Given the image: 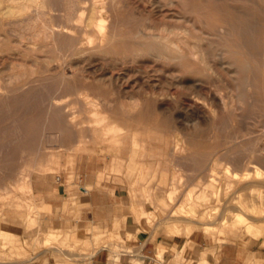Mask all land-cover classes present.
Wrapping results in <instances>:
<instances>
[{"label":"rangeland","instance_id":"rangeland-1","mask_svg":"<svg viewBox=\"0 0 264 264\" xmlns=\"http://www.w3.org/2000/svg\"><path fill=\"white\" fill-rule=\"evenodd\" d=\"M16 1L0 0L2 4H0V227L17 233L25 248V252L22 253L23 255L13 254L9 251L8 240L1 237L0 245L2 246L4 258L0 259V264H91V257L100 249H105V252H108L110 256V261L118 264L123 254H130L129 252L132 249L125 244L124 239L118 233L103 232L96 229L87 235L79 234V236L73 235L72 237L68 229H65L64 201L55 197L56 186L59 183L80 182L84 177L93 175H96L100 181L131 183L133 188H140L142 199L153 206L152 212L148 208L141 210L142 219L152 222L163 217L162 222L174 224L170 234L190 235L191 232L187 233L184 230L187 227L189 231L196 228V236L202 240L201 251L203 256L206 257L208 253H211L214 257L220 258L225 246L231 251L232 257H237L234 259L238 263L244 257L246 264H264V171L263 176H260V178L256 168L259 165L264 170V0H196L194 9L186 12L192 21L196 20L197 26L205 25V23L212 25L221 23L224 20L235 21L238 14H242L249 26V31L248 33L246 32L247 38L246 44L243 46V52L246 57L252 59L250 56L255 51V54L258 53L257 57L260 62L257 73H250L251 78L254 79L255 87L248 89L240 86L237 89L236 81H231L232 83H230L229 87L224 84L226 81L221 82L220 80L218 84L219 78L217 77L216 79L215 76L217 75L213 69L210 70L202 61H190L189 65L191 67L183 72L189 80L202 79L200 90L204 93V95L201 93L204 97L208 91V86L210 87V83L214 80L213 83L221 87L225 94H231L230 96L234 98L233 109L230 111L223 110V113L219 116L190 117L172 116L171 112V108L174 105L184 106L192 101V99L182 95L186 89L170 87V97L161 92L155 96L156 99L147 92L151 88L150 83L153 80H164L166 72L170 70L171 72L176 71L180 69V66L174 63L170 66L168 64L165 65L161 61L152 60L148 55L137 56L139 42H141L137 37L139 28L148 26L147 31L157 33L160 30L165 32L166 24L164 22H166L165 17L169 13L168 8L164 9V12L159 13V15L153 14V17L151 16L152 19H148L149 15L145 12L149 10V6L136 0H127V2L126 0H104L105 2L99 0L100 8L104 6L109 8V11L105 13L107 18H109L107 20L108 30L115 34V37L103 48L99 46L96 49L98 40L95 39L90 42V34L85 33L82 27L83 24L77 20L78 17L76 16L75 20L73 19L71 22L67 20L68 0H61L62 2L60 0H41L43 5L40 0ZM38 1H40L39 4H37ZM80 1L81 7L85 11L88 10L87 8L92 3V0ZM129 1L131 3L135 2V4H131ZM22 2H27L32 7L27 3L22 4ZM8 3L12 5L10 6ZM137 3L141 8L135 6ZM15 5L17 7L13 9L12 7H15ZM22 5L26 7L24 11H21L23 10ZM2 9L5 10L2 11ZM8 9L18 11L10 14L6 11ZM39 9L46 11L47 18L52 19L50 23L56 30L59 29L60 31H56L54 37L50 39H44L42 36H34L32 34L36 31L35 26H38L35 24L39 23L34 22L35 26L32 27L33 23H30V21L33 20L32 17L38 13L37 10ZM83 9L79 10L77 15ZM240 9L243 13H240ZM4 11L8 13L5 15ZM85 11L84 13L86 14L84 16L86 17L88 11ZM146 18L147 20H144ZM22 20L25 21L23 22ZM136 20L140 22L137 24ZM172 21L170 22L173 25H184L191 29L193 27L192 22ZM60 24L61 26L59 27L58 25ZM152 24L154 25L152 26ZM161 27L162 29H160ZM253 27H256L255 32ZM74 37L78 40L76 41ZM236 38V34L229 35L225 38L226 41L224 39V43L227 47L233 46ZM80 39L81 41L79 42ZM122 39H124V42ZM73 40L74 46L72 47L71 43ZM194 40V38L189 37L190 44H193ZM130 43L132 47L136 46L132 48ZM202 43L207 47V43ZM61 44L64 45L62 46ZM73 53L75 54L73 55ZM85 54L86 57L84 56ZM90 56H92V59ZM88 58L89 60H87ZM122 61L125 62L123 63ZM143 61H146V64ZM103 64H106L104 65L105 67ZM132 64L133 66H130ZM82 66L86 68L81 69L83 68ZM134 66L136 67L134 68ZM130 68L132 69L128 70ZM150 68H154V70H150ZM135 69L138 71L137 73ZM104 72H107L105 73L106 75L110 73L126 75L129 80L122 82L119 86L117 85L119 88H124L123 91L127 88L126 91L124 93L122 91V94H116L109 82L101 80ZM147 79L150 80V83ZM134 80L139 83L143 82L145 92L142 90V92L134 93V87L137 85L134 84L136 83ZM129 81L131 82L129 83ZM188 83L190 82L188 81ZM146 86L147 89L145 90ZM155 88L158 91L162 89L161 86H155ZM176 88L178 89L177 92ZM80 89H82L81 95L78 94ZM173 90L175 91L173 92ZM75 91H77L78 96H76ZM118 95L121 98H118ZM131 95H141V107L143 109L140 107L141 111L139 109L132 114H125L121 107V101L131 100ZM252 95H254L255 99ZM105 97L112 100V104L104 108L105 113H114L115 116H94L92 113L93 106H90L87 102L90 99ZM157 99L160 101H157ZM177 99L180 100V103L174 102ZM239 99H241V102H239ZM56 101L64 102L62 104L63 107L57 106L54 103ZM66 104L68 105L66 106ZM166 106L169 109H166ZM227 114L228 116H226ZM185 117L186 120L184 119ZM104 119L110 124L105 123ZM183 120L184 122L181 123ZM101 121L102 124L99 123ZM197 121L200 123H197L199 125L196 124ZM112 122H115L114 125L119 128L118 131L114 127L115 131L111 129ZM105 126L110 127L108 131ZM119 130H121V134ZM131 141H139L140 147L139 144L135 146ZM191 144L194 145L192 146ZM175 146L177 148H174ZM175 149H177V152ZM115 157H117V162ZM228 160L229 162L231 161L229 169L237 170L240 173H249L250 177H247L248 179H241V177L240 179L243 181L240 179L235 181L231 177H229L230 179L226 177L231 175L230 170L227 171L226 167ZM251 161L254 165L250 163ZM169 166H171V169ZM211 166L216 167L218 172L220 171V179L217 178L219 176L217 175L218 173L212 172ZM221 171L223 173L227 171V174L225 173L226 175H224ZM184 175L188 177L184 178ZM181 179H184L183 182ZM208 180L213 183V187H210V184L206 187L204 186ZM220 181L223 183H220ZM214 183L217 185H214ZM231 183H234L235 187ZM197 186L200 188L196 189ZM219 186L222 187L219 189ZM86 187L89 188L91 186ZM172 187H178V192L173 196L174 198H171L169 194ZM190 189L192 193L196 190L192 198H195L198 194L197 191H199V194L200 192L201 194L204 193V199H201V205L200 203L193 204L194 212L192 214L188 213L190 214L189 216L183 214L184 217H182V213L178 210L181 204L192 202V199H190L191 201L188 198L186 199ZM203 189L205 192L201 191ZM217 189L220 190V193L217 192ZM206 196L208 198H205ZM29 199H31L32 203L29 202L28 204ZM32 209L34 210L32 211ZM175 210L176 213L173 215ZM32 212L35 214L33 215ZM239 213H242L247 218L244 223L233 226L230 220H233L235 215ZM30 215L32 216L31 218L36 215L37 219L34 217L31 223L24 221L27 220L26 216L30 218ZM158 217L160 218L158 219ZM191 217L194 219H190ZM203 217L204 220L202 219ZM195 218L200 220L197 222ZM250 221L260 228L257 233L248 231L247 222ZM205 223L211 224V226L208 228ZM175 226L180 227L181 232L175 229ZM52 231L55 240H52L51 244L46 246L44 245V239ZM55 236H58V239ZM29 243L32 246H29ZM7 254H10L8 255L9 258L5 256ZM178 258L184 260L182 255ZM9 259L11 261H8ZM131 262L132 264H143L142 260L139 259H131ZM187 264H201V259L196 260V262L190 260ZM206 264H209V261Z\"/></svg>","mask_w":264,"mask_h":264},{"label":"bare ground","instance_id":"bare-ground-1","mask_svg":"<svg viewBox=\"0 0 264 264\" xmlns=\"http://www.w3.org/2000/svg\"><path fill=\"white\" fill-rule=\"evenodd\" d=\"M10 1V0H9ZM11 1H13V0H11ZM16 1V0H15ZM18 1V0H17ZM16 1V2H17ZM20 1V0H19ZM25 1V0H24ZM28 1V0H27ZM41 1V0H40ZM40 1H38V3L37 4H39L40 3ZM61 1V0H60ZM102 1V0H101ZM104 1V0H103ZM106 1V0H105ZM104 1V2H105ZM133 1V0H132ZM137 2H139V3H141V4H144V5H147V6H149V10H147V12H145V13H148V15H149V17H148V15H147V17H148V19L150 18V19H152V17H153V14H158L159 15V13L161 14L162 12H164V9H166V8H168V11H169V13L166 15V22H164V20H162L165 24H166V27H165V29L167 30H165V32H163V31H160L159 30V32H157V33H155V32H152V31H147V29H148V26H146V27H140L139 28V30H138V32H137V37H138V39L141 41V42H139V48H138V52H137V56L139 55V56H141V57H143V56H145V55H148L150 58H152V60H154V61H161V62H163L165 65H167L168 64V66H170L171 64H177V65H179L180 66V69H177L176 71H172L171 72V70L169 71V72H166V78L164 79V80H157V81H160V82H157V81H155V80H153V82L152 83H150V80L149 79H147V80H149V83H150V86H151V88H149V91H147L150 95H152V96H154L153 98L154 99H156L155 98V96L157 95V94H159V93H161L162 92V94H165V95H167V96H169L170 94H169V89H170V87H178V89H179V87L180 88H183V89H186V91L185 92H183V94L182 95H185L184 97H188V98H190V99H192V101L190 102V103H186L187 105H184V106H182V105H179V104H177V106L176 105H174V107H172L171 108V112H172V116H219V115H221V113H223V110L224 111H230V110H232L233 109V107H234V98H232L233 96H230V95H227V94H225V92L223 91V89H221V87H219L218 85H216V84H214L213 83V81H212V83H210V87L208 86V91H207V93H206V90H205V93H206V95H205V97L203 96L204 95V93L203 92H201V90H200V87H201V83H202V79L201 78H195V79H192V80H189L188 78H186V75H185V73L183 72V71H186V69H188L189 67H191L190 65H189V62L190 61H196V62H198V61H202L203 63H205L206 64V67H209V69L210 70H214L215 72V74L217 75V76H215L216 77V79H217V77L219 78V81H218V84H219V82H220V80H221V82H224V81H226V83H224L225 85H227V87H229V85H230V83H232L231 81H236V86H237V89L240 87V86H244L245 88H248V89H250V88H253V87H255V83H254V79H252L251 78V75H250V73H257V69L260 67V62H259V58L257 57L258 56V53H256L255 54V51H254V53H253V55L252 56H250L251 55V53H250V57H252V59L251 58H248V57H246L245 56V54H244V52H243V46L246 44V38H247V36H246V32L248 33V31H249V26H248V24H247V22L245 21V19H244V17L242 16V14H238V16H237V19L235 20V21H223V22H219V23H215V24H210V25H208L207 23H205V25H202V26H197L196 25V20H193L192 21V19L186 14V12H188V11H192L193 9H194V7L196 6V0H136ZM4 2V1H3ZM43 1H41V3H42ZM52 2V1H51ZM62 2V1H61ZM111 2V1H110ZM124 2V1H123ZM126 2H127V0H126ZM130 2V1H129ZM128 2V3H129ZM249 2V1H248ZM25 3H27V2H25ZM25 3H23L22 2V4H25ZM81 3V1L80 0H68V11H67V20L68 21H70L71 22V20H73L76 16L78 17L77 18V20L78 21H80L82 24H83V29H84V31H85V33H87L88 35L90 34V42H92V41H94L95 39L96 40H98V46H96V49L100 46V48H103L107 43H109L112 39H114V37H115V34H113V33H111V32H109V30H108V19L109 18H107V15H105V13H107L108 11H109V8L107 7V6H104L103 8H100L101 6H99L100 4H99V0H92V3H91V5H90V7L89 8H87L88 10H84L82 7H81V5L82 4H80ZM85 3H87V2H85ZM127 3V4H128ZM131 3V2H130ZM135 4V2H132L131 4ZM0 4H1V2H0ZM7 4V3H6ZM9 4V3H8ZM28 5H29V3H27ZM56 4V3H55ZM112 4V3H111ZM249 4V3H248ZM2 5V4H1ZM10 5V4H9ZM9 5H8V7H9ZM12 5V4H11ZM10 5V6H11ZM16 5H17V3H16ZM15 5V7H12L13 9L14 8H16L17 6ZM20 5V4H19ZM18 5V6H19ZM42 5H43V3H42ZM49 5V4H48ZM52 5V4H51ZM62 5V4H61ZM85 5V4H84ZM128 5H130V4H128ZM143 5V6H144ZM231 5V4H230ZM247 5V4H246ZM249 5H251V4H249ZM14 6V5H13ZM26 6V5H25ZM30 7H32L31 5H29ZM47 6V5H46ZM50 6V5H49ZM134 6V5H133ZM135 6H138L139 7V5H138V3H137V5H135ZM205 6V5H204ZM207 6V5H206ZM1 7V6H0ZM20 7V6H19ZM18 7V8H19ZM22 7H23V5H22ZM40 7V6H39ZM122 7V6H121ZM130 7V6H129ZM128 7V8H129ZM132 7V6H131ZM202 7V6H201ZM5 8V7H4ZM10 8V7H9ZM17 8V9H18ZM21 8V7H20ZM26 7H23V10H21V9H18V10H21V11H24V9H25ZM29 8V7H28ZM35 9H36V7H34ZM41 9H43L42 7H40ZM139 8H141V7H139ZM146 8V7H145ZM7 9V8H6ZM11 9V8H10ZM6 10V11H8L10 14H12V13H14V11L16 12V11H18V10ZM30 9V8H29ZM45 9V8H44ZM51 9V8H50ZM81 9H83L82 10V12L80 13V14H78L77 15V12L79 11V10H81ZM86 9V8H85ZM131 9V8H130ZM142 9H143V7H142ZM141 9V10H142ZM3 10H5V9H2V11ZM129 10V9H128ZM136 10V9H135ZM138 10H140V9H138ZM144 10V9H143ZM1 11V12H2ZM21 11H19V13H21ZM38 11V13L35 15V16H33V15H31V16H33L32 18H33V20L30 18V20H32V21H30V23H33V25H32V27L33 26H35V25H38V26H35L36 27V31L34 32V33H32V34H34V36L35 35H39V36H42V37H44V39L45 38H47V39H50L51 37H54V35H55V33H56V31H59V29L58 30H56L55 28H54V26L50 23L51 21L50 20H52V19H48L47 18V16H46V11H44V10H37ZM84 11L85 12H87L88 11V14H87V16L85 17L84 16V14H86V13H84ZM137 11V10H136ZM135 11V12H136ZM240 11H241V9H240ZM5 12V11H4ZM8 12H5V15H6V13H8ZM56 12V11H55ZM61 12V11H60ZM134 12V11H133ZM143 12V11H142ZM18 13V14H19ZM23 13V12H22ZM50 13V12H49ZM65 13V12H64ZM136 13H138V12H136ZM203 13V12H202ZM240 13H243L242 11L240 12ZM2 14V13H1ZM9 14V15H10ZM29 14H31V13H29ZM28 14V15H29ZM51 14V13H50ZM16 15V14H15ZM21 15V14H20ZM20 15H18V16H20ZM135 15V14H134ZM139 15H140V13H139ZM2 16V15H1ZM120 16V15H119ZM118 16V17H119ZM152 16V17H151ZM161 16V15H160ZM15 17V16H14ZM29 17V16H28ZM62 17H63V15H62ZM138 17H140V16H138ZM141 17H142V15H141ZM158 17V16H157ZM162 17V16H161ZM6 18V17H5ZM11 18V17H10ZM49 18H51V17H49ZM53 18V17H52ZM65 18V17H64ZM145 18V17H144ZM155 18V17H154ZM63 19V18H62ZM139 19V18H138ZM142 19V18H141ZM140 19V20H141ZM157 19H159V18H157ZM255 19V18H254ZM1 20V19H0ZM21 20V19H20ZM27 20V19H26ZM29 20V19H28ZM75 20V19H74ZM133 20V19H132ZM144 20H147V18L146 19H144ZM172 20H176L177 22H182V21H185V22H192L193 23V27H192V29L191 28H188V27H186V26H184V25H173V24H171V22L170 21H172ZM23 21V20H22ZM25 21V20H24ZM23 21V22H24ZM129 21V20H128ZM127 21V22H128ZM158 21V20H157ZM29 22V21H28ZM34 22H38L39 24H35L34 25ZM57 22V21H56ZM135 22H137V24H138V22H140L139 20H136ZM142 22H143V20H142ZM141 22V23H142ZM163 22H161V23H163ZM172 22H174V21H172ZM59 23V22H58ZM152 23H153V21H152ZM160 23V22H159ZM25 25H26V23H24ZM144 24V23H143ZM148 25H149V23H147ZM157 24V23H156ZM155 24V25H156ZM28 25V24H27ZM140 25V24H139ZM146 25V24H145ZM154 24H152V26H153ZM161 26L162 25H164V24H160ZM159 25V26H160ZM59 27L61 26V24L60 25H58ZM66 26V25H65ZM165 26V25H164ZM163 26V27H164ZM23 27V26H22ZM28 27V26H27ZM26 27V28H27ZM21 28V27H20ZM75 28V27H74ZM255 28L256 27H253V29H254V32H255ZM28 29H29V27H28ZM34 29V28H33ZM61 29V28H60ZM160 29H162V27L160 28ZM164 29V28H163ZM32 30V29H31ZM69 30V29H68ZM156 30V29H155ZM62 31V30H61ZM69 31H71V30H69ZM60 32V31H59ZM253 32V31H252ZM26 33V32H25ZM30 33V34H31ZM84 33V34H85ZM115 33V32H114ZM237 35V38H236V40L234 41V45L233 46H229V47H227V45L224 43V39L226 38V37H228L229 35ZM252 34V33H251ZM250 34V35H251ZM256 34V33H255ZM58 36V35H57ZM70 36V35H69ZM86 36V35H85ZM30 37H31V35H30ZM59 37V36H58ZM87 37V38H88ZM189 37H192V38H194L195 40V42L193 43V44H190L189 43ZM252 37H254V36H252ZM257 37V36H256ZM32 38V37H31ZM65 38V37H64ZM75 38V37H74ZM130 38H131V36H130ZM33 39V38H32ZM31 39V40H32ZM62 39V38H61ZM76 39V38H75ZM128 39V38H127ZM30 40V39H29ZM78 39H76V41H77ZM124 39H122V41H123ZM33 41V40H32ZM51 41V40H50ZM71 41V40H70ZM81 41V39L79 40V42ZM225 41H226V39H225ZM237 41V42H236ZM253 41H254V39H253ZM88 42H89V40H88ZM124 42V41H123ZM122 42V43H123ZM202 42H205V43H207V47L206 46H204L203 45V43ZM41 43V42H40ZM52 43V42H51ZM113 43V42H112ZM121 43V44H122ZM129 43V42H128ZM128 43H126V44H128ZM38 44V43H37ZM70 44V43H69ZM68 44V45H69ZM72 44V47L74 46L73 44H74V40H73V42L71 43ZM70 44V45H71ZM100 44V45H99ZM116 44V43H115ZM118 44V43H117ZM125 44V45H126ZM34 45V44H33ZM62 45V44H61ZM64 45V44H63ZM62 45V46H63ZM124 45V44H123ZM129 45V44H128ZM127 45V46H128ZM130 45H131V47H132V44L130 43ZM134 45V44H133ZM43 46H44V44H43ZM55 46H56V44H55ZM77 46V45H76ZM78 46H80V45H78ZM126 46V47H127ZM134 46H136V45H134ZM133 46V47H134ZM61 47V46H60ZM69 47V46H68ZM132 47V48H133ZM137 47H138V45H137ZM113 48V47H112ZM70 49V48H69ZM92 49V48H91ZM95 49V48H94ZM259 49V48H258ZM78 50V49H77ZM131 50V49H130ZM255 50V49H254ZM70 51V50H69ZM68 51V52H69ZM55 52V51H54ZM85 52H86V49H85ZM103 52V51H102ZM61 53V52H60ZM80 53H82V52H80ZM88 53V52H87ZM135 53V52H134ZM70 54V53H69ZM75 53H73V55H74ZM136 54V53H135ZM67 55V54H66ZM72 55V56H73ZM99 55H101V54H99ZM59 56V55H58ZM83 56V55H82ZM85 57H86V54L84 55ZM93 56H95V55H93ZM125 56V55H124ZM123 56V57H124ZM13 57V56H12ZM74 57V56H73ZM87 57H88V55H87ZM92 56H90V58H91ZM96 57V56H95ZM97 57H98V55H97ZM102 57V56H101ZM126 57V56H125ZM72 58V57H71ZM70 58V59H71ZM99 58V57H98ZM108 58V57H107ZM112 58V57H111ZM110 58V59H111ZM137 58V57H136ZM75 59V58H74ZM77 59H78V57H77ZM92 59V58H91ZM90 59V60H91ZM95 59H97V58H95ZM94 59V60H95ZM117 59H118V57H117ZM124 59V58H123ZM126 59V58H125ZM79 60V59H78ZM87 60H89V58L87 59ZM87 60H85V61H87ZM104 60V59H103ZM112 60V59H111ZM135 60V59H134ZM134 60H132V61H134ZM77 61V60H76ZM92 61V60H91ZM100 61V60H99ZM118 61H119V59H118ZM80 62V61H79ZM110 62V61H109ZM115 62V61H114ZM123 62V61H122ZM125 62V61H124ZM123 62V63H124ZM138 63H139V61H137ZM136 62V63H137ZM145 64H146V61H143ZM149 62V61H148ZM151 62V61H150ZM41 63V62H40ZM73 63V62H72ZM89 63V62H88ZM104 63V62H103ZM135 63V62H134ZM133 63V64H134ZM158 63V62H157ZM264 63V62H263ZM262 63V64H263ZM17 64V63H16ZM82 64V63H81ZM107 64V63H106ZM106 64H103V66L104 65H106ZM109 64V63H108ZM116 64V63H115ZM133 64L132 65H130V66H133ZM142 64V63H141ZM140 64V65H141ZM44 65V64H43ZM70 65V64H69ZM118 65V64H117ZM142 65H144V64H142ZM141 65V66H142ZM160 65V64H159ZM207 65H209V66H207ZM10 66V65H9ZM85 66V65H84ZM95 66V65H94ZM115 66V65H114ZM139 66V65H138ZM157 66V65H156ZM162 66H164V65H162ZM83 67V66H82ZM92 67V66H91ZM105 67V66H104ZM104 67H102V68H104ZM118 67V66H117ZM124 67V66H123ZM136 66H134V68H135ZM148 67V66H147ZM146 67V68H147ZM86 67H83V68H81V69H85ZM98 68V67H97ZM110 68V67H109ZM114 68V67H113ZM139 68V67H138ZM155 68H158V67H155ZM32 69V68H31ZM99 69V68H98ZM101 69V68H100ZM117 69H119V68H117ZM132 68H130V69H128V70H131ZM145 69V68H144ZM90 70V69H89ZM96 70V69H95ZM94 70V71H95ZM104 70V69H103ZM102 70V71H103ZM122 70V69H121ZM149 70V69H148ZM150 70H154V68L153 69H151L150 68ZM163 70H165V69H163ZM209 70V71H210ZM35 71V70H34ZM86 71V70H85ZM91 71H93V69H91ZM90 71V72H91ZM99 71V70H98ZM101 71V72H102ZM108 71V70H107ZM135 71H136V69H135ZM135 71H133V72H135ZM182 71V73H180ZM206 71V70H205ZM16 72V74H17V71H15ZM14 72V73H15ZM20 72V71H19ZM32 72V71H31ZM132 72V73H133ZM138 71H136V73H137ZM144 72H146V71H144ZM23 73V72H22ZM25 74H26V72H24ZM105 73H107V72H104V75H102L101 76V80H104L105 82L107 81V82H109L110 83V85H112V89H114L115 91V93L117 94V93H120V94H122L121 92L123 91V89L124 88H119V87H117V85L119 86V84H121L122 82H124V81H128L129 80V78H126V75H119V74H111L110 72H108V73H110L109 75H106ZM141 73V72H140ZM140 73H138V74H140ZM148 73V72H147ZM156 73H158V72H156ZM155 73V74H156ZM212 73V72H211ZM103 74V73H102ZM120 74H121V71H120ZM159 74V73H158ZM193 74V73H192ZM199 74V73H198ZM17 75H19V74H17ZM17 75H16V77H17ZM99 75H101L100 73H99ZM142 75V74H141ZM151 75V74H150ZM153 75V74H152ZM201 75V74H200ZM208 75V74H207ZM209 75H210V73H209ZM213 75V74H212ZM129 76V75H128ZM127 76V77H128ZM13 77V76H12ZM89 77H92V76H89ZM96 77V76H95ZM146 78H147V76H145ZM149 77H151V76H149ZM153 77H154V75H153ZM165 77V76H164ZM97 78V77H96ZM130 78H131V76H130ZM136 78V77H135ZM156 78V77H155ZM254 78V77H253ZM98 79V78H97ZM141 79V78H140ZM212 79V78H211ZM214 79V78H213ZM13 80V79H12ZM136 80V79H135ZM134 80V82H136V83H134V84H137L135 87H134V93L135 92H142V90L144 91V84H143V82L142 83H139V82H137V81H135ZM146 80V81H147ZM188 81L190 82V83H188ZM204 81V80H203ZM131 81H129V83H130ZM205 82V81H204ZM207 82V81H206ZM9 83V82H8ZM146 83H148V82H146ZM148 83V84H149ZM208 83V82H207ZM124 84V83H123ZM122 84V85H123ZM127 85H128V83H126ZM206 84V83H205ZM223 84V83H222ZM147 85V84H146ZM148 86V85H147ZM147 86H146V88H145V90L147 89ZM149 86V87H150ZM155 86H161V90L160 91H158V90H156V88H155ZM206 86V85H205ZM125 87V86H124ZM231 87H232V85H231ZM126 88V87H125ZM128 88H130V87H128ZM243 88V87H242ZM127 89V88H126ZM126 89L124 90V91H126ZM172 89V88H171ZM177 89V88H176ZM175 89V90H176ZM178 89L176 90V92L178 91ZM81 90L82 89H80V93H78L79 95H81ZM175 90H173V92L175 91ZM231 90V89H230ZM124 91H123V93H124ZM132 91V90H131ZM180 91H182V90H180ZM179 91V92H180ZM202 91H204V90H202ZM76 92V96H78L77 95V91H75ZM129 93H130V91H128ZM145 92V91H144ZM133 93V92H132ZM203 95H202V94ZM234 93V92H233ZM236 93V92H235ZM239 93V92H238ZM84 94V93H83ZM136 94V93H135ZM172 94H175V93H172ZM88 95V94H87ZM67 96V95H66ZM69 96H71V95H69ZM119 96V95H118ZM123 96V95H122ZM181 96V95H180ZM239 96V95H238ZM254 95H252V97H253ZM50 97V96H49ZM80 97V96H79ZM92 97V96H91ZM90 97V98H91ZM111 97V96H110ZM170 97V96H169ZM236 97V96H235ZM244 97V96H243ZM74 98V97H73ZM89 98V97H88ZM118 98H121V96H119ZM130 98V97H129ZM162 98V97H161ZM175 98V97H174ZM254 98V97H253ZM57 99V98H56ZM63 99V98H62ZM77 99V98H76ZM75 99V100H76ZM87 99V98H86ZM153 99V100H154ZM163 99V98H162ZM169 99V98H168ZM255 99V98H254ZM117 100V99H116ZM123 100V99H122ZM125 100V99H124ZM148 100V99H147ZM150 100V99H149ZM164 100V99H163ZM170 100H172V99H170ZM170 100H168V101H170ZM185 100V99H184ZM251 100V99H250ZM65 101V100H64ZM67 101H69V100H67ZM121 101V100H120ZM152 101V100H151ZM155 101V100H154ZM157 101H160V100H158L157 99ZM156 101V102H157ZM181 101H183V100H181ZM73 102H75L74 100H73ZM86 102V101H85ZM117 102V101H116ZM148 102V101H147ZM164 102V101H163ZM172 102V101H171ZM174 102H177V103H180V100H176V101H174ZM239 102H241V99H239ZM54 103H56V105L57 106H60V107H63V103L62 102H54ZM76 103H77V101H76ZM87 103H89L90 104V106L92 105L93 107H92V113H93V115L94 116H115L114 115V113H105V107L106 106H110L111 104H112V100H110L109 98H107V97H105V98H100V99H90L89 100V102H87ZM146 103V102H145ZM168 103V102H167ZM71 104V103H70ZM86 104V103H85ZM141 104H142V97H141V95H131V100H129V101H121V107H122V109H123V111L125 112V114L127 113V114H132V113H134V112H137V110H139L140 109V107H141ZM165 104V103H164ZM163 104V105H164ZM169 105H171L170 103H168ZM238 104V103H237ZM68 104H66V106H67ZM157 105V104H156ZM70 106V105H69ZM209 106V107H208ZM237 106V105H236ZM155 107V106H154ZM169 107V106H168ZM238 107H239V105H238ZM84 108H85V106H84ZM142 108V107H141ZM162 108V107H161ZM55 109V108H54ZM62 109H64V108H62ZM143 109V108H142ZM166 109H169V108H167V106H166ZM87 110V109H86ZM88 111V110H87ZM140 111H141V109H140ZM241 111V110H240ZM114 112V111H113ZM163 112H165V111H163ZM162 112V113H163ZM169 112V111H168ZM86 113V112H85ZM226 113V112H225ZM240 113V112H239ZM69 114H71L70 112H69ZM72 115V114H71ZM135 115V114H134ZM238 115V114H237ZM226 116H228V114L226 115ZM242 117V116H241ZM102 118V117H101ZM105 118V117H104ZM140 118H143V117H140ZM174 118V117H173ZM194 118V117H193ZM108 119V118H107ZM181 120H182V118H180ZM185 120H186V117L184 118ZM99 120V119H98ZM100 120H102V119H100ZM106 119H104V122L105 123H107L106 121H105ZM175 120V119H174ZM202 120V119H201ZM69 121V120H68ZM68 121H65V122H68ZM71 121V120H70ZM153 121V120H152ZM176 121V120H175ZM187 121H190V120H187ZM108 122H109V120H108ZM181 122V121H180ZM184 122V120L181 122V123H183ZM191 122H193V121H191ZM202 122H203V120H202ZM100 124H102V121L101 122H99ZM113 123V125H114V123L115 122H112ZM174 123V122H173ZM187 123V122H186ZM197 123H199L198 121L196 122V124ZM207 123V122H206ZM67 124V123H66ZM107 124H110V122L109 123H107ZM107 124H104V125H107ZM193 124L195 125V123L193 122ZM200 124V123H199ZM199 124H197V125H199ZM218 124V123H217ZM104 125H102V126H104ZM110 126L111 127V129L112 130H114L115 131V129L117 128L115 125L114 126ZM117 125V124H116ZM180 125V124H179ZM181 126H183V125H181ZM187 126H189V125H187ZM224 126V125H223ZM106 127V129L108 128L107 126H105ZM109 127V128H110ZM115 129H114V128ZM184 127V126H183ZM199 127V126H198ZM109 128L107 129V131L109 130ZM197 128V127H196ZM95 129H96V127H95ZM118 129L119 128H117V131H118ZM198 129V128H197ZM178 130V129H177ZM180 130V129H179ZM193 130V129H192ZM120 131V134H121V130H119ZM183 131H185V130H183ZM235 131V130H234ZM188 132V131H187ZM255 132V131H254ZM98 134V133H97ZM104 134V133H103ZM168 134V133H167ZM166 134V135H167ZM169 135V134H168ZM182 135V134H181ZM132 137H134V136H132ZM151 137V136H150ZM242 137V136H241ZM172 138V137H171ZM170 138V139H171ZM185 138V137H184ZM236 138V137H235ZM59 139V138H58ZM187 139V138H186ZM231 139H232V135H231ZM137 140V139H136ZM138 140H139V138H138ZM154 140V139H153ZM157 140V139H156ZM160 140V139H159ZM175 140V139H174ZM193 140V139H192ZM230 140V139H229ZM144 141V140H143ZM178 141V140H177ZM188 141V140H187ZM132 142V141H131ZM185 142V141H184ZM81 143V142H80ZM132 143H134L135 144V146L137 145L138 146V144H139V141L137 142V141H134V142H132ZM131 143V144H132ZM161 143V142H160ZM191 143V142H190ZM185 144H186V142H185ZM151 145V144H150ZM149 145V146H150ZM153 145V144H152ZM155 145V144H154ZM175 145V144H174ZM179 145V144H178ZM178 145H177V147H178ZM192 146L194 145V144H191ZM132 146H134V145H132ZM144 146V145H143ZM184 146V145H183ZM190 146V145H189ZM139 147H140V144H139ZM152 147V146H151ZM155 147H156V145H155ZM166 147H167V145H166ZM169 147V146H168ZM176 146L174 147V148H177ZM154 149H156V148H154ZM185 149V148H184ZM70 150V149H69ZM148 150V149H147ZM176 150V152H177V149H175ZM252 150V149H251ZM150 151V150H149ZM156 151V150H155ZM171 151H172V147H171ZM176 152H174V153H176ZM151 153V152H150ZM170 153V152H169ZM172 153V152H171ZM183 153V152H182ZM185 153V152H184ZM239 153V152H238ZM258 153V152H257ZM173 154V153H172ZM144 155V154H143ZM155 155V154H154ZM154 155H152V156H154ZM251 155V154H250ZM260 155V154H259ZM258 155V156H259ZM110 156V155H109ZM151 156V157H152ZM118 158H119V156H117ZM117 157H115L116 158V162H117ZM115 158H113V159H115ZM234 158V157H233ZM260 158V157H259ZM264 158V157H263ZM169 159V158H168ZM175 159V158H174ZM217 159V158H216ZM261 159V158H260ZM177 160V159H176ZM243 160V159H242ZM257 160V159H256ZM114 161V160H113ZM112 161V162H113ZM114 161V162H115ZM171 161H172V159H171ZM219 161V160H218ZM217 161V162H218ZM225 161V160H224ZM238 161V160H237ZM119 162H120V160H119ZM180 162V161H179ZM216 162V161H215ZM220 162H221V160H220ZM231 162V161H230ZM229 162V160H228V162H227V165H226V167H227V171H229L230 170V172H231V175L230 176H226V177H231L232 179H235V181L236 180H238V179H240L241 177V179H244V178H247V177H250L249 176V173H240L239 171H237V170H232V169H229L228 167H230L231 166V163ZM239 162V161H238ZM245 162V161H244ZM255 162V161H254ZM68 163H70V162H68ZM153 163V162H152ZM225 163V162H224ZM248 163V162H247ZM251 164L253 163L252 161L250 162ZM178 164V163H177ZM243 164V163H242ZM214 165V164H213ZM212 165V166H213ZM217 165H219V164H217ZM243 165H245V164H243ZM253 165H254V163H253ZM252 165V166H253ZM179 166V165H178ZM211 166V170H212V172H215V173H218L217 175H219V176H217V178H219L220 177V171L218 172L217 170H216V167H212ZM235 166V165H234ZM239 166V165H238ZM255 166H256V163H255ZM225 166H224V168H226ZM248 167H249V165H248ZM148 168V167H147ZM146 168V169H147ZM165 168V167H164ZM169 168L171 169V166H169ZM168 168V169H169ZM181 168V167H180ZM218 168V167H217ZM235 168H237V167H235ZM251 168V167H250ZM249 168V169H250ZM257 168V174H258V176L260 177H262L263 175V171L264 170H262L260 167H259V165H258V167H256ZM138 169V168H137ZM184 169V168H183ZM244 169V168H243ZM130 170V169H129ZM140 170V169H139ZM150 170V169H149ZM220 170V169H219ZM225 170V169H224ZM224 170H222V171H224ZM142 171V170H141ZM156 172H157V170H155ZM159 171V170H158ZM210 171V170H209ZM217 171V172H216ZM221 171V172H222ZM227 171H225L223 174L224 175H226L227 173ZM139 172V171H138ZM153 172V171H152ZM173 172V171H172ZM211 172V171H210ZM209 172V173H210ZM140 173H142V172H140ZM154 173V172H153ZM183 173V172H182ZM226 173V174H225ZM254 173V172H253ZM253 173H252V175H253ZM155 174V173H154ZM184 174V173H183ZM213 174V173H212ZM211 174V175H212ZM150 175H151V173H150ZM177 175V174H176ZM182 175V174H181ZM214 175H216V174H214ZM141 176H142V174H141ZM140 176V177H141ZM144 176V175H143ZM152 176V175H151ZM154 176V175H153ZM174 176V175H173ZM173 176H172V178H173ZM213 176V175H212ZM179 177V176H178ZM186 176L184 175V178H185ZM188 177V176H187ZM186 177V178H187ZM222 177H224V176H222ZM225 177V178H226ZM252 177V176H251ZM260 177V178H261ZM175 178H176V176H175ZM256 178V177H255ZM263 178H264V176H263ZM189 179V178H188ZM220 179V178H219ZM230 179V178H229ZM228 179V180H229ZM231 179V181H233ZM240 179V180H241ZM248 179V178H247ZM258 179V178H257ZM176 180V179H175ZM174 180V181H175ZM184 180V179H183ZM183 180L181 179V181L183 182ZM214 180H215V178H214ZM217 180V179H216ZM241 181H243V180H241ZM245 181V180H244ZM177 182V181H176ZM189 182V181H188ZM229 182H230V180H229ZM228 181H227V183H229ZM174 184H175V182H173ZM208 183V184H207ZM204 186L206 187L207 185H209L210 184V187L212 186L213 187V183L211 184L210 182H209V180H208V182H207ZM220 183H223L222 181H220ZM226 183V184H227ZM236 183V182H235ZM216 183H214V185H215ZM225 184V185H226ZM232 184V183H231ZM234 184V183H233ZM232 184V185H233ZM172 185V184H171ZM176 185V184H175ZM203 185V184H202ZM217 185V184H216ZM220 185H222V184H220ZM228 185V184H227ZM177 186V185H176ZM204 186H203V188H204ZM234 186V185H233ZM192 187V186H191ZM209 187V186H208ZM215 187V186H214ZM220 187H222V186H219V189H220ZM235 187V186H234ZM178 187H175V188H173L172 187V190L170 191V196H171V198L173 197V196H175V194H176V192H178V189H177ZM195 188V187H194ZM197 188H200V187H196V189ZM216 188V187H215ZM238 188V187H237ZM208 189V188H207ZM214 189V188H213ZM195 190V189H194ZM200 190V189H199ZM188 191H190L189 192V194H188ZM186 190V192H187V194L188 195H186V193H185V195L186 196H188V197H186V199L188 198L189 199V201H191L190 199H192V202H189L188 200H186V201H188L189 203H184V204H179L180 205V207H179V212L180 213H182V215L183 214H186L185 216H189L190 214H192L193 212H194V205L193 204H198V203H200L201 202V199H204V193L203 194H201V192H200V194H199V191H197L198 192V194L196 195V197L195 198H192L193 197V193L196 191H194L193 193H192V191H191V189L190 190ZM201 191H204V189L203 190H201ZM209 192H210V190H208ZM207 191V192H208ZM215 191H216V189H215ZM169 192V191H168ZM196 192V193H197ZM205 192V191H204ZM206 192V193H207ZM213 192H214V190H213ZM217 192H219L220 193V190H218L217 189ZM226 192V191H225ZM234 192V191H233ZM261 193V192H260ZM209 194V193H208ZM210 195V194H209ZM219 195V194H218ZM18 196V195H17ZM216 196V195H215ZM220 196V195H219ZM210 197V196H209ZM214 197V196H213ZM264 197V196H263ZM174 198V197H173ZM205 198H208L207 196L205 197ZM211 198H212V196H211ZM11 199V198H10ZM214 199V198H213ZM216 199V198H215ZM5 200V199H4ZM3 200V201H4ZM207 200V199H206ZM20 203H21V201H19ZM19 202H18V204H19ZM26 202V201H25ZM29 202H31L32 203V201H31V199H29V201H28V204H29ZM11 203H12V201H11ZM17 203V202H16ZM181 203V202H180ZM204 204H205V202H204ZM2 205H4V204H2ZM14 205V204H13ZM16 205V204H15ZM20 205V204H19ZM200 205H201V203H200ZM7 206V205H6ZM17 206V205H16ZM11 207V206H10ZM23 207V206H22ZM31 207H32V205H31ZM31 207H30V209H31ZM18 208V207H17ZM27 208V207H26ZM34 209H32V211H33ZM39 210V209H38ZM37 210V211H38ZM254 210V209H253ZM35 212V211H34ZM178 212V213H179ZM176 213V210L175 211H173V215ZM179 213V214H180ZM188 213H190V214H188ZM207 213V212H206ZM18 214V213H17ZM32 214H33V212H32ZM35 214V213H34ZM33 214V215H34ZM172 214V213H171ZM2 215V214H1ZM178 215V214H177ZM2 216H4V215H2ZM36 216V215H35ZM34 216V217H35ZM180 216H181V214H180ZM193 216V215H192ZM196 216V215H195ZM200 216V215H199ZM211 216V215H210ZM22 217V216H21ZM27 217V218H26ZM25 218L27 219V220H24V221H28V222H32L33 221V219H34V217L33 218H31L32 216L30 215V218H28V216H26ZM182 217H184V215L182 216ZM212 217V216H211ZM10 218V217H9ZM36 218V217H35ZM172 218V217H171ZM180 219H181V217H179ZM189 218V217H188ZM199 218V217H198ZM224 218V217H223ZM246 216L245 215H243L242 213H239V214H237V215H235V218L233 219V220H230V222H231V224H233V226H235V225H237V224H242V223H244L245 222V220H246ZM37 219V218H36ZM185 219V218H184ZM190 219H194V218H190ZM197 218H195V220H196ZM203 220H204V217L202 218ZM189 220V219H188ZM198 220H200V219H197V222H198ZM224 220V219H223ZM181 222H184V221H181ZM202 222V221H201ZM215 222V221H214ZM25 223V222H24ZM35 223V222H34ZM248 223V225H247V229H248V231L249 232H252V233H257L259 230H260V228L256 225V224H253L251 221L250 222H247ZM27 224V223H26ZM33 224V223H32ZM32 224H30V225H32ZM206 224V223H205ZM224 224V223H223ZM1 225V224H0ZM7 225V224H6ZM188 225V224H187ZM186 225V226H187ZM213 225V224H212ZM226 225V224H225ZM246 225V224H245ZM182 226V225H181ZM211 226V224L209 225V224H206V227H210ZM227 226V225H226ZM225 226V227H226ZM8 227V226H7ZM192 227V226H191ZM231 227V226H230ZM180 227H178V226H175V229H178V231H180L181 229H179ZM187 229H188V227H187ZM187 229H185L184 231H186L187 233H190L191 232V230L189 231V230H187ZM192 229V228H191ZM226 229H228V228H226ZM48 230V229H47ZM233 230V229H232ZM14 231V230H13ZM209 231V230H208ZM181 232V231H180ZM185 232V233H186ZM58 233H60V232H58ZM176 233V232H175ZM61 234V233H60ZM60 234H58V235H60ZM55 235H56V233H55ZM186 235H188V234H186ZM4 238L5 240H8V242H9V246H10V252H12L13 254H22L23 252H25V248L23 247V244H22V242H21V240L19 239V237H18V234L17 233H15V232H12L10 229H7V228H1L0 227V238ZM56 237V236H55ZM58 237V236H57ZM56 237V239H58ZM220 238V237H219ZM4 240V241H5ZM23 240V239H22ZM52 240L54 241L55 239H54V233H53V231L52 232H49L48 233V235L45 237V239H44V245H46L47 246V244H51V242H52ZM27 242V241H26ZM33 242V241H32ZM37 242V241H36ZM39 243V242H38ZM30 244V243H29ZM33 244V243H32ZM5 246H7V245H5ZM28 246V245H27ZM26 246V247H27ZM29 246H32L31 244L29 245ZM1 245H0V259H2V258H4L3 257V252H2V249H1ZM35 247V246H34ZM8 248V247H7ZM6 249V248H5ZM4 250V249H3ZM5 251V250H4ZM26 252H27V249H26ZM5 253V252H4ZM7 253V252H6ZM94 253V252H93ZM160 253V256H162L163 255V251H160L159 252ZM8 255H10V254H7V255H5V256H8ZM23 255V254H22ZM26 255V254H25ZM13 256H15V255H13ZM12 257V256H11ZM8 258H9V256H8ZM15 258V257H14ZM14 258H12V259H14ZM89 258V257H88ZM161 258V257H160ZM7 259V258H6ZM5 259V260H6ZM201 264H206L208 261H207V259H206V257L205 256H201ZM143 260V259H142ZM8 261H11L10 259L8 260ZM16 261V260H15ZM20 261V260H19ZM3 262V261H2ZM6 264V263H5ZM15 264V263H14Z\"/></svg>","mask_w":264,"mask_h":264},{"label":"crops","instance_id":"crops-1","mask_svg":"<svg viewBox=\"0 0 264 264\" xmlns=\"http://www.w3.org/2000/svg\"><path fill=\"white\" fill-rule=\"evenodd\" d=\"M140 191L131 183L100 181L93 175L80 182L59 183L55 197L64 201V226L70 236L87 235L96 229L121 235L132 251L123 254L118 264H132L131 259H143V264H187L200 260L202 240L196 236V228L190 235L170 234L174 224L162 222L163 217L152 222L143 220L141 210L148 208L152 212L153 206L142 199ZM224 248L220 258L207 254L209 264L247 263L244 257L238 263L229 248ZM105 251H96L91 264H116ZM180 255L184 260L178 258Z\"/></svg>","mask_w":264,"mask_h":264}]
</instances>
